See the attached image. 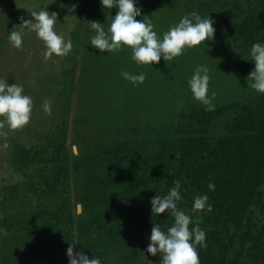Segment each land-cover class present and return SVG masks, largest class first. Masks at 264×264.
Returning <instances> with one entry per match:
<instances>
[{"label": "trees", "instance_id": "16d2710c", "mask_svg": "<svg viewBox=\"0 0 264 264\" xmlns=\"http://www.w3.org/2000/svg\"><path fill=\"white\" fill-rule=\"evenodd\" d=\"M243 2L222 5L228 20L237 17L233 34L240 39L264 26V0ZM224 109L231 114L218 122ZM224 109L199 111L192 105L177 116L174 134L162 129V135L146 131L147 136L141 125H129L126 138H89L94 144L84 142L77 155L65 116L44 140L14 144L11 157L21 180L0 190V225L7 232L0 264H67L72 242L101 264L115 260L111 245L140 255L154 223L164 230L173 223L167 213L152 216L150 201L166 195L176 180L183 197L179 207L206 233V247H197L200 264H264V224L254 219L264 216V93ZM72 176L80 180L84 207L80 234ZM199 194L208 195L211 211L192 213ZM146 257L139 264H161L159 254Z\"/></svg>", "mask_w": 264, "mask_h": 264}, {"label": "rangeland", "instance_id": "374dc122", "mask_svg": "<svg viewBox=\"0 0 264 264\" xmlns=\"http://www.w3.org/2000/svg\"><path fill=\"white\" fill-rule=\"evenodd\" d=\"M223 2L138 0L137 7L142 9V15L137 19L146 15L144 19L151 21L161 34L193 11L207 17L208 7L213 8L211 18L215 22L214 39L186 48L172 61L161 58L158 64L138 66L131 59L128 47L118 52L101 53L89 44L94 35L89 21H99L107 27L110 23L107 14L111 11L114 16L117 11L103 9L100 0H0V80L23 85L24 94L33 100L27 125L15 130L7 126L0 129V190L21 180L11 157L14 144L31 145L44 140L63 116L69 117V141L76 155L82 151L84 142L94 144L89 138H126L131 134V130H127L129 125H141L149 136L162 135V129L172 133L176 130L177 116L186 108L192 105L199 111L207 108L194 99L187 83L199 64H206L209 69L208 96L215 110L222 111L224 105L262 94L249 86L252 81L247 76L255 67L249 60L250 48L255 42H264V26L246 39L234 36L237 17L228 20L222 15L225 12ZM243 3L245 5L246 1ZM45 8L57 13L54 27L58 34L71 40L72 49L67 56L53 54L45 58L44 42L21 24L23 20L33 19L31 12ZM70 24L75 25V30L69 32ZM21 29L23 44L16 49L8 36L11 31ZM122 71L143 72L146 79L142 84L133 85L121 77ZM45 100L51 102L50 115L43 110ZM222 112L218 122H224L231 114L229 109ZM72 184L75 229L80 234L78 222L82 220L84 207L78 177L72 176ZM2 215L0 211V218ZM254 219L259 225L264 224V216ZM6 235L0 225V241ZM129 251V247L126 250L120 245H111L110 254L115 260L109 264H139L147 259L145 251L140 255L134 252L132 256Z\"/></svg>", "mask_w": 264, "mask_h": 264}, {"label": "clouds", "instance_id": "9594fccd", "mask_svg": "<svg viewBox=\"0 0 264 264\" xmlns=\"http://www.w3.org/2000/svg\"><path fill=\"white\" fill-rule=\"evenodd\" d=\"M138 0H100L103 9L112 10L116 14H107L110 23L107 27L99 21H89L94 35L90 38V45L101 53L118 52L124 47L131 49V59L139 65L158 64L163 58L166 62L172 61L183 54L186 48L200 45L202 42L214 39V20L202 17L197 11L182 16L177 23L169 26L162 34L155 30V25L141 17L142 9L137 7ZM73 9H70L72 11ZM33 19L22 21L23 28L34 31L36 36L46 46L45 58L67 56L71 49V40L55 30L57 13L49 12L47 8L31 12ZM75 30V25L70 24L68 31ZM9 42L16 49L23 44V29L11 31ZM249 56L254 62V69L247 76L251 78L249 85L258 93H264V42L252 44ZM209 69L206 64H199L194 69L188 87L197 101L206 105V110H214L212 99L208 96ZM121 77L133 85L142 84L146 76L143 72L130 73L122 71ZM248 83V80H247ZM43 110L51 114V102H43ZM33 109L32 97L24 94L23 85L8 80H0V129L7 126L11 130L22 128L30 122ZM210 191L215 190V184L209 182ZM181 181H174V187L166 195H155L151 203V213L159 216L167 213L173 218V223L164 230L158 223H154L149 237L146 252L152 256L160 255L161 264H200L197 247H206V233L183 208L179 202L183 199L181 194ZM207 194H199L193 198L192 213L197 211L212 210L208 203ZM191 225V227H190ZM76 242H72L66 250L69 264H101L99 257H89L84 251H74Z\"/></svg>", "mask_w": 264, "mask_h": 264}]
</instances>
